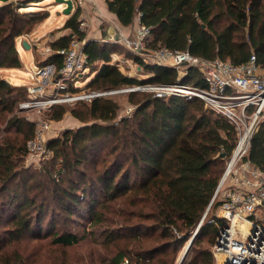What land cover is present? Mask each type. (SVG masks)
I'll list each match as a JSON object with an SVG mask.
<instances>
[{
    "label": "trees",
    "instance_id": "trees-1",
    "mask_svg": "<svg viewBox=\"0 0 264 264\" xmlns=\"http://www.w3.org/2000/svg\"><path fill=\"white\" fill-rule=\"evenodd\" d=\"M29 2L37 1L9 0L0 5V69L24 66L16 41L30 32L33 22L46 18L20 11ZM106 2L122 25L133 24L138 16L150 28L149 48L189 50L205 59L219 57L235 64L255 53L264 68V0ZM76 8L63 26L70 33L53 41L54 49L67 47L75 37L85 38L81 8ZM116 46L96 38L87 41L86 65L96 74L86 87L106 91L179 79L175 67L145 61L136 52L133 58L148 76L124 73L112 62ZM47 62L61 66L63 55L54 52L39 64ZM181 82L205 84L192 66ZM67 89L81 87L71 83ZM120 94L79 99L71 108L60 103L51 106L50 120H61L70 110L83 125L48 139L52 156L41 167H33L26 163L36 122L22 115L20 107L29 98L27 85L0 74V113L9 116L0 138V227L7 225L0 231V264H30L17 246L26 238L49 237L63 249L80 245L95 230L76 231L68 223L86 219L93 228L102 225L108 203L125 196L133 198L134 213L152 221L132 223L125 217L117 233L105 235L113 241L129 239V247L108 262L63 257L52 264H124L126 260L176 264L178 252L189 242L181 264H215L213 250L206 244H215L222 225L211 220L223 202L215 193L238 140L236 128L196 96L157 97L140 91H129L136 106L132 115L118 118L115 96ZM246 159L264 171V127L253 135ZM150 238L154 244L146 245ZM12 243L17 248L8 255L10 249L5 247Z\"/></svg>",
    "mask_w": 264,
    "mask_h": 264
},
{
    "label": "built area",
    "instance_id": "built-area-1",
    "mask_svg": "<svg viewBox=\"0 0 264 264\" xmlns=\"http://www.w3.org/2000/svg\"><path fill=\"white\" fill-rule=\"evenodd\" d=\"M83 2L74 0L75 8ZM82 24H85L84 20ZM121 36V40L145 61L175 67L180 73L179 79L172 84L145 83L106 91L93 90L70 98L91 99L151 90L157 97L196 96L204 101L206 108L227 118L236 128L238 140L215 193V197L218 194L223 197L215 218L211 220L222 221L213 247L215 264H264V171L246 159L253 135L264 127V68L258 63L256 54L252 53L244 63L235 64L219 57L205 59L189 50L149 48L150 28L141 23L134 38L123 33ZM115 37L111 35L112 39ZM89 39L74 38L67 47L58 49L52 45L45 47L41 51L45 58L57 52L63 55V63L61 66L55 62L37 65L31 79L34 83L27 85L29 98L21 102L20 107L50 106L61 100L58 95H53L54 92H69L67 88L71 83L77 85L78 79L89 69L85 54ZM190 66L198 69L205 83L203 86L182 84L181 79ZM48 88H52L51 95L47 94ZM135 108V105L129 106L128 113ZM50 129L48 120L36 123L35 134L28 141L31 156L45 154ZM243 222H247V228H242ZM124 264H128V260Z\"/></svg>",
    "mask_w": 264,
    "mask_h": 264
},
{
    "label": "rangeland",
    "instance_id": "rangeland-1",
    "mask_svg": "<svg viewBox=\"0 0 264 264\" xmlns=\"http://www.w3.org/2000/svg\"><path fill=\"white\" fill-rule=\"evenodd\" d=\"M37 2H29L26 7H21L20 11L28 14L29 16H45L46 18L33 22L31 24L30 32L22 34L16 41L17 46L21 53V58L23 60L24 66L22 68H12V69H0V74L7 78L10 82L15 84L30 85L34 83L32 75L37 69V65L44 61L45 58L42 54V50L52 45L53 41L60 37V34L70 33V29L64 28V24L69 17L68 14L64 13L65 4L59 0H36ZM3 1L0 0V5ZM84 5V6H83ZM81 8V24L80 27L85 31L87 39L94 37V32L97 29L98 23H101L99 20L96 22V26L92 25L91 19L98 17L99 19L105 17V14L97 4H91L89 2L82 3L79 5ZM78 7V6H76ZM77 9V8H75ZM75 11V10H74ZM85 21V24L83 23ZM104 27L105 25L102 24ZM118 35L112 39L111 35L106 37L98 38L101 41H108L116 44L118 50L113 53L112 62L118 64L120 69L129 75L136 76L138 78H144L148 76V72L140 68V66L135 62L134 56L136 55L134 50L128 47L122 38V32L118 29ZM133 37L135 32L132 31ZM24 35V37H22ZM78 38V37H75ZM23 39V40H22ZM27 40L31 48L27 49L23 46V41ZM96 72L90 71L87 69L85 74L82 75L77 82L76 86L81 87L79 91H57L53 95H58L60 101L53 103L52 105H46L44 107L37 108H23L21 112L22 115L27 117V119L33 120L36 123L40 120H48L51 123V129L47 132V138L60 136L65 129H75L83 125V123L76 118L71 111L69 110L61 120H50L49 110L54 104H64L68 108L76 105L77 100H73L70 97L73 95L88 93L91 90L86 87L87 83L92 79ZM180 74V73H179ZM74 82V81H73ZM47 94L51 95L52 88L47 89ZM140 92L153 93L151 90H137ZM129 92H124L120 95L115 96V99L118 101L119 114L118 118L123 116H130L132 113H128L127 109L129 106L134 105L135 103L131 102L128 98ZM47 96V95H45ZM89 100V99H85ZM8 114L0 113V138L5 134L4 127L6 120L8 119ZM52 156L51 149L47 148L45 154L41 156H31L30 154L27 157V165L33 167H41L47 159ZM135 210L134 200L130 196H125L117 201L108 203L107 208L104 209V218L105 221L102 225H97L93 228V225H90V221L86 219H78L77 222H69L68 228L76 231L83 232L84 230H95L93 235H89L80 245L68 247L63 249L62 247H55L51 242L50 238L40 241L37 238H26L20 242L17 246L21 249L24 255L29 259L30 264H52L53 262H59L63 257H67L73 261H79L81 258H86V260L94 259L98 263L101 261L108 262L112 259L119 251L129 247L131 242L129 239L117 238L116 240H109L105 238V235L114 231L117 233L121 227L119 222L127 217L129 222L136 223L138 221L150 224L151 220L145 218V216H138ZM217 212V211H216ZM7 226V225H5ZM4 225L0 227V231H3ZM196 232V231H195ZM194 235V234H193ZM192 235V236H193ZM191 239V238H190ZM159 239L158 241H160ZM154 244V239L150 238L146 245ZM16 243L8 244L5 247V250L10 249L8 255L12 250H16ZM207 247H210L213 250L214 245L206 244ZM186 246H184L179 252L176 260V264L180 261ZM193 253L189 255L188 259H191ZM170 258L172 259V252L170 253Z\"/></svg>",
    "mask_w": 264,
    "mask_h": 264
},
{
    "label": "crops",
    "instance_id": "crops-1",
    "mask_svg": "<svg viewBox=\"0 0 264 264\" xmlns=\"http://www.w3.org/2000/svg\"><path fill=\"white\" fill-rule=\"evenodd\" d=\"M89 2L91 4H97L99 7L101 6V10L103 11V13L105 14V17L102 18H98L95 17L93 19H91L92 25L96 26V22L97 20H99L101 23H98L99 25L97 26L96 31L94 32V37L93 35H91L92 37L90 38H102V37H106L108 35H118V29L124 34V35H130V38H134L133 37V33L132 31L135 32L136 28H138L139 24H140V20L139 17L137 16L135 22L129 26H124L121 24V22L119 21L118 17L109 11L108 9V5L106 0H84L83 3ZM84 6V5H83ZM82 17L83 14H81ZM102 24H104L105 26L103 27ZM63 34H60V36H62ZM20 52V50H19ZM21 56V53H20ZM12 69V68H10Z\"/></svg>",
    "mask_w": 264,
    "mask_h": 264
},
{
    "label": "water",
    "instance_id": "water-1",
    "mask_svg": "<svg viewBox=\"0 0 264 264\" xmlns=\"http://www.w3.org/2000/svg\"><path fill=\"white\" fill-rule=\"evenodd\" d=\"M2 1L6 2V1H9V0H2ZM59 1L65 4V8H64V13L65 14L71 15L74 12V9H75L74 0H59ZM23 46L25 48H27V49L31 48V45H30V43L27 40L23 41ZM189 245H190V242H189ZM189 245L187 246V249H188ZM187 249L185 250V252L182 255V257H181V259H180L178 264H181L183 262V259H184V256L186 254Z\"/></svg>",
    "mask_w": 264,
    "mask_h": 264
},
{
    "label": "bare ground",
    "instance_id": "bare-ground-1",
    "mask_svg": "<svg viewBox=\"0 0 264 264\" xmlns=\"http://www.w3.org/2000/svg\"><path fill=\"white\" fill-rule=\"evenodd\" d=\"M242 228H247V222L241 223Z\"/></svg>",
    "mask_w": 264,
    "mask_h": 264
}]
</instances>
